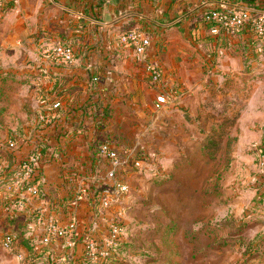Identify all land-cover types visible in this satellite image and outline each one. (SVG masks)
Returning <instances> with one entry per match:
<instances>
[{"label":"crops","instance_id":"crops-1","mask_svg":"<svg viewBox=\"0 0 264 264\" xmlns=\"http://www.w3.org/2000/svg\"><path fill=\"white\" fill-rule=\"evenodd\" d=\"M238 4L264 11V0H11L0 5V51L22 62L20 71L2 73L0 94L11 85L22 87L23 112L30 114L17 130L8 127L6 144L0 142V238L13 234L19 253L29 254L31 245L43 248L37 256L51 264L67 260L62 248L74 242L58 237L46 243L43 228L31 236L30 227L54 223L77 233L84 222L107 220L106 209L124 192L118 184L128 179L122 170L137 160L132 152L155 148L159 138L177 150L179 164L189 166L206 150L204 139L211 132L203 104L226 76L241 88L245 104L229 133L238 135L240 129L241 140L228 144V135L219 140L216 156L228 148L232 164L241 167L250 157L254 172L243 182L255 194L252 204H258L264 229V171L253 157L264 152V35L251 28L212 32V13ZM134 29L151 39L148 61L164 71L158 83L121 40ZM254 43H259L255 51ZM58 44L72 46L76 59L53 60L51 50ZM256 51L259 63L250 61ZM254 83L261 88L253 94ZM172 90L174 101L156 110L157 95ZM104 143L119 152L118 165L102 154ZM24 159L33 167L29 177ZM31 186L38 191L31 192ZM107 195L110 204L104 207ZM81 255L65 264H82Z\"/></svg>","mask_w":264,"mask_h":264},{"label":"rangeland","instance_id":"rangeland-1","mask_svg":"<svg viewBox=\"0 0 264 264\" xmlns=\"http://www.w3.org/2000/svg\"><path fill=\"white\" fill-rule=\"evenodd\" d=\"M258 44L254 43L251 48L257 50ZM260 46L264 47L261 42ZM258 53L250 55L251 62L259 63ZM21 68L19 56L0 51V76ZM260 73L263 72L254 75L256 81L261 80ZM260 84L254 83L253 94L260 90ZM24 91L20 86L11 85L6 95L0 94L1 147L6 144L3 140L8 127L17 130L20 120L25 121L30 115L23 112L24 102L20 98ZM232 128L226 135L217 134V139L228 135L231 139L228 144L240 141V129L238 135L235 131L229 135ZM166 144L164 138H159L155 148L135 152L133 159L142 160V165L132 162L122 170V173L126 171L128 179L123 183L128 188L105 210L107 220L84 222L78 226L77 233L72 227L67 228L65 237L74 244L62 248L67 260L61 264L67 263L70 256L77 257V253H82V264H264V243L260 242L263 216L257 212L258 204H252L255 194L243 182L254 172L248 167L250 157L244 162L241 158V167L232 164L228 148L218 152L214 159L202 149L187 166L178 163L177 150ZM236 153L242 157V153L234 150L233 155L237 156ZM253 157L259 165V157ZM237 181L240 182L235 187ZM251 222L254 224L247 227ZM39 225L30 227L31 236L38 227L48 235L49 223ZM5 236L13 237L15 245L5 248L0 238V264H51V259L37 256L43 248L33 249L31 254H26L25 249L19 253L15 248L16 237ZM54 239L52 236L49 241Z\"/></svg>","mask_w":264,"mask_h":264},{"label":"built area","instance_id":"built-area-1","mask_svg":"<svg viewBox=\"0 0 264 264\" xmlns=\"http://www.w3.org/2000/svg\"><path fill=\"white\" fill-rule=\"evenodd\" d=\"M11 1V0H0V5ZM211 20L214 23L212 32H219L221 29L226 31L238 30L241 28H251L255 30L259 35H264V11H258V9L252 5L247 4H238L232 7H229L223 11L217 10L214 11L211 15ZM121 40L124 44H127L134 48L136 59L140 62L146 63V70L151 80L154 83H158L164 78V71L156 63L148 61L149 57V48L151 46L150 37L142 30L134 29L124 33L121 36ZM76 51L72 46L58 44L51 50V58L60 63H71L76 59ZM177 95V92L172 90L170 92H161L156 97L155 109L160 110L164 106L174 101V96ZM9 146L14 148L16 144L10 142ZM102 154L110 160L114 165H118L121 161L120 154L110 143H104L101 146ZM135 155V151L132 152ZM136 166H141V160L134 161ZM259 166L261 170L264 171V152L259 157ZM23 168L25 169L26 175L29 177L33 172V167L29 164V159L25 160L23 163ZM108 176L111 179L115 178V171L111 170L108 172ZM120 191H126L127 185L118 184ZM31 192H37L38 189L36 186H31ZM110 196L107 195L103 199V205L109 206ZM48 228V235L45 237L46 242H50V237L61 238L65 237L69 232L67 227L58 226L54 223H51ZM1 243L5 248L11 249L15 245V240L13 237L4 236L1 239ZM95 256V254H92Z\"/></svg>","mask_w":264,"mask_h":264},{"label":"trees","instance_id":"trees-1","mask_svg":"<svg viewBox=\"0 0 264 264\" xmlns=\"http://www.w3.org/2000/svg\"><path fill=\"white\" fill-rule=\"evenodd\" d=\"M212 26H214V23ZM240 89L234 86L233 78L226 76L222 86L211 88V98L207 99L203 104L209 109L208 115L213 119L211 132L204 139V147L212 159L216 156L220 146L217 134L219 136L228 134L229 129L235 125L242 110L245 108V104L239 97ZM231 91H235V93L231 94ZM30 249L33 250L32 245ZM95 263H98V261Z\"/></svg>","mask_w":264,"mask_h":264}]
</instances>
